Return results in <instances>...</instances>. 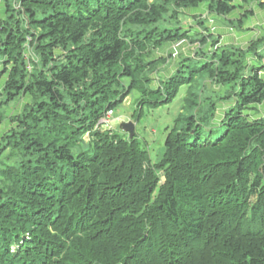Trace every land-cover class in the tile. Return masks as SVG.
Masks as SVG:
<instances>
[{"label": "trees", "instance_id": "1", "mask_svg": "<svg viewBox=\"0 0 264 264\" xmlns=\"http://www.w3.org/2000/svg\"><path fill=\"white\" fill-rule=\"evenodd\" d=\"M201 5L243 32L264 0H0V113L26 98L0 136V264H264V28L191 35ZM179 40L198 46L158 74ZM183 86L154 160L94 129Z\"/></svg>", "mask_w": 264, "mask_h": 264}, {"label": "rangeland", "instance_id": "2", "mask_svg": "<svg viewBox=\"0 0 264 264\" xmlns=\"http://www.w3.org/2000/svg\"><path fill=\"white\" fill-rule=\"evenodd\" d=\"M15 8H19V5L16 3ZM254 12V15L244 22L245 24L243 28H249V30L243 32L235 31V28L229 27V24L222 21L217 16H214V14H207L205 6L203 5L195 9L185 10L184 14L186 15L181 16L180 19L184 22L183 24L186 23L189 25L194 23V26L190 27L191 35H193L194 32H200L198 25L195 26V22L197 18H201L205 20L206 26L210 29V33L213 35L219 34L218 37L221 38L220 44L229 42L238 45V47H245L247 42L257 34H261L264 28V9L255 7ZM236 14L238 13L235 11L233 16H237ZM197 44V42L189 43L186 40H179L163 45L155 52V56H163L168 59L169 53L171 52L172 58L169 60V63L161 64L158 74H169L174 69L179 56L192 55L193 51H195L198 46ZM153 76L154 78L157 77L155 75ZM185 91V87H181L176 97L166 105L159 106L155 109L146 107L143 108L138 120L135 118L136 115L133 117L131 116L133 113V105L130 104H132L134 99H130V96H127L124 100L125 104H118L113 109V114L109 117L111 125L106 128L116 130L117 127L119 128V124L121 122L131 121L134 123L136 136L141 140L143 147L148 151L150 157L154 160L161 152L167 129L169 126L173 125L174 118L180 109L181 97L184 95ZM132 94L134 95V93ZM25 100L26 98H23L18 102H11L9 107H5L1 110L3 120L0 119V136L9 127L8 117H10V115L15 111L19 110ZM260 108L264 109V105H260ZM135 114H137L136 111ZM89 138L88 133L83 135V143L81 144L82 147H84V144L88 142Z\"/></svg>", "mask_w": 264, "mask_h": 264}, {"label": "water", "instance_id": "3", "mask_svg": "<svg viewBox=\"0 0 264 264\" xmlns=\"http://www.w3.org/2000/svg\"><path fill=\"white\" fill-rule=\"evenodd\" d=\"M119 128L121 130L127 132L129 134L130 138L134 134V124L131 121L120 123Z\"/></svg>", "mask_w": 264, "mask_h": 264}, {"label": "built area", "instance_id": "4", "mask_svg": "<svg viewBox=\"0 0 264 264\" xmlns=\"http://www.w3.org/2000/svg\"><path fill=\"white\" fill-rule=\"evenodd\" d=\"M111 114V111H108L107 114H106V117H103L100 122H106L107 120V117Z\"/></svg>", "mask_w": 264, "mask_h": 264}]
</instances>
